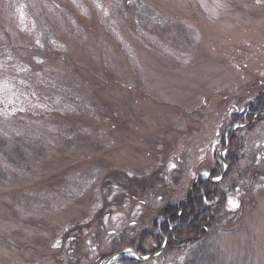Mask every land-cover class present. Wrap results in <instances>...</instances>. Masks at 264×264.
<instances>
[{
	"label": "rangeland",
	"instance_id": "1",
	"mask_svg": "<svg viewBox=\"0 0 264 264\" xmlns=\"http://www.w3.org/2000/svg\"><path fill=\"white\" fill-rule=\"evenodd\" d=\"M260 92L264 0H0V264L134 250L230 131L206 236L109 264H264Z\"/></svg>",
	"mask_w": 264,
	"mask_h": 264
},
{
	"label": "trees",
	"instance_id": "2",
	"mask_svg": "<svg viewBox=\"0 0 264 264\" xmlns=\"http://www.w3.org/2000/svg\"><path fill=\"white\" fill-rule=\"evenodd\" d=\"M256 115L264 119V92H260L242 110L234 114L236 121H239L240 125L243 126L247 125ZM229 133L231 134V131ZM230 134L228 139L225 138V135L221 136L220 144L222 148L232 138ZM231 143L230 141L229 146ZM228 149L225 152V161L230 170V168L236 167L239 157H237V154H231ZM223 167L222 161L214 162L210 168V178L212 180L219 178L222 175ZM212 180L204 176L200 177L198 184L188 191L186 201H179L176 206L164 205L159 214L151 220L150 229H144L140 233L138 244L134 250L141 256L155 253L162 247L167 235V246L173 244L191 245L204 238L215 223L214 202L221 186V181L213 182ZM149 240L155 244L152 252L147 251ZM117 259L120 261H136L127 255L120 256Z\"/></svg>",
	"mask_w": 264,
	"mask_h": 264
},
{
	"label": "water",
	"instance_id": "3",
	"mask_svg": "<svg viewBox=\"0 0 264 264\" xmlns=\"http://www.w3.org/2000/svg\"><path fill=\"white\" fill-rule=\"evenodd\" d=\"M228 145H229V141L226 143L225 147L223 148V150H222V154H221V157H220L221 161H223V163H224V165H225V166H224V171H223L222 175L220 176V178L217 179V180H214V182H219V181H221V180L223 179L224 175L226 174L227 170H228V166H227V163H226V161H225V156H224V152L226 151ZM200 174H201V173H198V175L196 176V179H195V182H194L193 185H197V184H198ZM208 179H210V178L208 177ZM185 200H186V199H183V200H181V202H183V201H185ZM167 240H168V235L166 236V238H165V240H164V243H163L162 247H161L160 250L157 251L156 253H153V254H150V255H147V256H140L135 250H124V251H120V252H118V253H115V254L109 256L103 264H109L113 259H115V258H117V257H119V256L128 255V254L133 255V258H135V259L138 260V261H146V260H148V259H150V258L156 256V255L159 254L161 251H163V249H164L165 246H166ZM127 253H128V254H127Z\"/></svg>",
	"mask_w": 264,
	"mask_h": 264
},
{
	"label": "snow or ice",
	"instance_id": "4",
	"mask_svg": "<svg viewBox=\"0 0 264 264\" xmlns=\"http://www.w3.org/2000/svg\"><path fill=\"white\" fill-rule=\"evenodd\" d=\"M236 205L235 204H233V207H235Z\"/></svg>",
	"mask_w": 264,
	"mask_h": 264
}]
</instances>
